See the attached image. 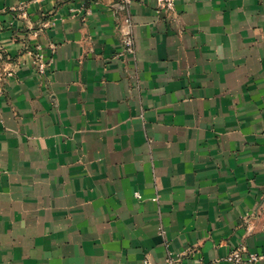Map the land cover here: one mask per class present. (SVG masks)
I'll list each match as a JSON object with an SVG mask.
<instances>
[{"label":"crops","instance_id":"1","mask_svg":"<svg viewBox=\"0 0 264 264\" xmlns=\"http://www.w3.org/2000/svg\"><path fill=\"white\" fill-rule=\"evenodd\" d=\"M175 4L0 0V264L264 255V0Z\"/></svg>","mask_w":264,"mask_h":264},{"label":"built area","instance_id":"2","mask_svg":"<svg viewBox=\"0 0 264 264\" xmlns=\"http://www.w3.org/2000/svg\"><path fill=\"white\" fill-rule=\"evenodd\" d=\"M157 1V13L167 14L169 16L174 15L176 12L175 0H156ZM132 0H122L123 5L131 4ZM127 23L132 25L131 18L128 17ZM125 46V52L133 54L135 52V42L131 32L127 33L123 40ZM27 53L32 57L33 66L39 75H44L51 66V62L45 60L42 47L37 46L35 48L28 47ZM11 75V74H10ZM140 195L137 194V197ZM264 259V255L256 252H251L244 247L233 250L226 258V261L231 264H258ZM167 264H182L179 258H174L172 255L169 257ZM195 264H206L203 261H199Z\"/></svg>","mask_w":264,"mask_h":264}]
</instances>
